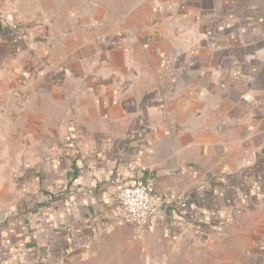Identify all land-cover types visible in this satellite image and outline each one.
Returning a JSON list of instances; mask_svg holds the SVG:
<instances>
[{
  "label": "crops",
  "instance_id": "1",
  "mask_svg": "<svg viewBox=\"0 0 264 264\" xmlns=\"http://www.w3.org/2000/svg\"><path fill=\"white\" fill-rule=\"evenodd\" d=\"M135 175L166 209L143 235ZM167 250L264 264V0H0V264Z\"/></svg>",
  "mask_w": 264,
  "mask_h": 264
},
{
  "label": "built area",
  "instance_id": "2",
  "mask_svg": "<svg viewBox=\"0 0 264 264\" xmlns=\"http://www.w3.org/2000/svg\"><path fill=\"white\" fill-rule=\"evenodd\" d=\"M118 225L129 224L138 235L151 233L166 219V209L151 179L132 176L116 192Z\"/></svg>",
  "mask_w": 264,
  "mask_h": 264
},
{
  "label": "rangeland",
  "instance_id": "3",
  "mask_svg": "<svg viewBox=\"0 0 264 264\" xmlns=\"http://www.w3.org/2000/svg\"><path fill=\"white\" fill-rule=\"evenodd\" d=\"M127 225H129V224H127ZM129 227H130V225H129ZM163 245H164V243L162 242L160 244V246H159L160 248L158 250L157 249H152V251L154 252V256L156 257L157 260L159 259L158 256H160V251H162ZM164 247H165V245H164ZM167 254L170 255L169 259H167L168 262L166 263V259L164 258L163 262H159L157 264H165V263L166 264H190V263H186L184 261L185 257H181L180 253H178L176 251L169 253L168 250H167Z\"/></svg>",
  "mask_w": 264,
  "mask_h": 264
}]
</instances>
